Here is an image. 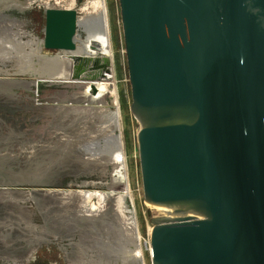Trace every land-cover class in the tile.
<instances>
[{
  "label": "water",
  "instance_id": "water-1",
  "mask_svg": "<svg viewBox=\"0 0 264 264\" xmlns=\"http://www.w3.org/2000/svg\"><path fill=\"white\" fill-rule=\"evenodd\" d=\"M118 1L143 201L176 216L150 264H264V0ZM43 17L40 50L74 51L77 12Z\"/></svg>",
  "mask_w": 264,
  "mask_h": 264
},
{
  "label": "rangeland",
  "instance_id": "rangeland-1",
  "mask_svg": "<svg viewBox=\"0 0 264 264\" xmlns=\"http://www.w3.org/2000/svg\"><path fill=\"white\" fill-rule=\"evenodd\" d=\"M91 1L95 0H74L73 7L83 15L81 8ZM101 1L107 37L91 45L106 53H74L75 73L54 81L43 77L46 66L32 54L54 57L58 51L40 50V42L29 40L43 38L44 2L56 8L61 5L56 0L33 1L21 8L13 1L0 3V16L16 18L18 29L27 34L15 40L14 30L11 37L0 39V264H102L109 254L110 259L120 254L129 242L120 219L121 196L132 212L123 217L136 229L142 262L150 264L142 239L158 215L143 201L136 142L140 124L129 110L131 91L119 1ZM79 35L82 40L81 30ZM104 57L111 60L114 77L104 74L110 63L94 66L96 59ZM96 69H103V82L78 81ZM110 117L119 138H114L111 151L117 146L118 154L110 159V151L100 160L74 152L77 137L94 136ZM101 144V140L92 141L95 150ZM121 154L126 183L112 188L109 165L122 168ZM86 191H96L101 198L87 201L78 196L77 192ZM83 203L100 212H94L96 216L85 212ZM87 215H93L92 220Z\"/></svg>",
  "mask_w": 264,
  "mask_h": 264
},
{
  "label": "flooded vegetation",
  "instance_id": "flooded-vegetation-1",
  "mask_svg": "<svg viewBox=\"0 0 264 264\" xmlns=\"http://www.w3.org/2000/svg\"><path fill=\"white\" fill-rule=\"evenodd\" d=\"M8 1H13L16 4L17 8L18 7L21 8L23 6H26L29 3H33V1H40V0H30L29 2L28 1L23 2L19 0H0V3L3 5V4H6ZM42 1L44 2L45 0H42ZM56 2L59 5H61V8L76 10V8L73 7L74 0H56ZM46 6H47L46 2H44V7ZM81 11L83 15L80 14L79 10L77 12L78 13V37H80L79 30H81L83 33L82 41L88 44H91L92 41H95L97 39H105L107 37L108 27L105 21L102 1L95 0L91 2H86L81 8ZM3 16H0V39H4L5 36L11 37L12 34L10 33L13 32L14 30H15L14 31L15 40L20 39L21 37H24L27 35L26 33H23L18 29L19 23L16 18L11 19L6 15H3ZM2 35H4V37ZM32 41L41 42L39 39H36L34 37H31V39L29 40V43H33ZM76 48L78 50L75 51V53H89L90 54V50L88 49H83L82 47H78V45H76ZM86 50L88 51L86 52ZM29 52L33 53L31 50ZM5 53H9V52H5ZM105 123H106L105 128L103 127L104 129H100L99 127L98 131L94 132L95 134L94 136L87 137L84 140L82 138L77 137L78 141L72 144L74 152H78L80 154H88L91 157H99L98 159L100 160H102V158L103 159L106 158L105 157L106 154L109 153L111 149L113 148L112 144L115 142L114 138H116L117 140H119V138L115 134V130L117 129L116 122L110 117V120ZM95 140H101L103 142V144H101V146L98 149L96 148V150L92 146V141L94 142ZM113 154L114 155L118 154V151L116 153L110 152V159L113 156ZM124 160H125V157L122 155L123 164H124ZM104 163L105 162H103L102 164ZM109 166L112 167V171L111 173H109V177L111 179V187L115 188V187L123 186L126 183L125 164L120 169L117 165L110 164ZM78 193H80L79 195L82 196L83 199L87 201L91 197L101 198V194H99L96 191H86L83 193L82 192H78ZM113 193H114L113 191L110 192V197H111V194ZM108 196L109 194L103 195V200L106 201ZM119 199H120L118 202L119 208L121 207L122 209L126 208L127 213L131 212L130 208L126 204L125 196H121L119 197ZM80 206L81 208H83L85 212L87 211L95 216L96 214L94 212H100L99 210L96 211L93 207L87 209L84 203L81 204ZM122 212L124 214L125 209L122 210ZM122 212L120 213V219L124 221L123 227L126 228V231L129 237V242L125 243L126 247L123 246L124 249L122 250L120 254L113 255L111 259H110V254H109V258L107 257L106 259L102 260V264H143L141 253L134 250L135 247L138 246V243H137L138 237H137L136 229L135 227H133V225H131V229H130V226L127 225V223L125 222L126 219H124L125 217H123L124 215L122 214ZM93 215H87L85 217L90 221L92 220L91 218H93Z\"/></svg>",
  "mask_w": 264,
  "mask_h": 264
},
{
  "label": "bare ground",
  "instance_id": "bare-ground-1",
  "mask_svg": "<svg viewBox=\"0 0 264 264\" xmlns=\"http://www.w3.org/2000/svg\"><path fill=\"white\" fill-rule=\"evenodd\" d=\"M21 1H23V2L28 1L29 2L30 0H21ZM3 17H5V16H3ZM32 45H34V44H32ZM76 45H78V47H82L83 49H88L92 52H100V53H104V54L106 53V50L100 49L98 46H93V45L88 44V43H86L82 40H79V39H78V43ZM77 50L78 49L76 48L74 51H60L54 57L46 56V55H39L37 53H35V54L31 53V54L34 55V57H36L37 61L41 65L46 66L44 68L45 75L48 76L46 78V80L54 81V80H64V79H66V77H70L72 74L75 73V72L72 73L74 71L73 69H75V67H76L75 66V60L76 59L73 56H74L75 51H77ZM80 57H81V55H80ZM79 63H81V61ZM81 66L84 68L86 67L82 64H81ZM106 73H108V74L111 73L113 76V68H112L111 60H110L109 67L106 68V71L104 73L106 75L105 77L109 78L110 75L107 76ZM105 77H104V75H101V77L95 81H102L103 82V80H105ZM111 80H114V78L113 79L111 78ZM116 151H117V146H115V148L111 152L116 153ZM78 196H80V195H78ZM147 207H148V209L154 210L157 213L158 218L170 219V218L176 217V216L172 215V209L171 208L160 207V206H151L149 204H147ZM134 250L141 253L140 248L138 246L135 247Z\"/></svg>",
  "mask_w": 264,
  "mask_h": 264
},
{
  "label": "built area",
  "instance_id": "built-area-1",
  "mask_svg": "<svg viewBox=\"0 0 264 264\" xmlns=\"http://www.w3.org/2000/svg\"><path fill=\"white\" fill-rule=\"evenodd\" d=\"M76 12H77V10H76ZM78 14V13H77ZM149 234L150 233H148L147 234V236L145 237V238H143L142 239V245H143V247H144V251H146V253H148V255H149V257L151 256V248H150V243H149ZM138 241H139V239H138ZM138 243H140V242H138ZM138 245H140V244H138ZM140 248V247H139ZM140 251H141V249H140ZM142 253V252H141Z\"/></svg>",
  "mask_w": 264,
  "mask_h": 264
},
{
  "label": "crops",
  "instance_id": "crops-1",
  "mask_svg": "<svg viewBox=\"0 0 264 264\" xmlns=\"http://www.w3.org/2000/svg\"><path fill=\"white\" fill-rule=\"evenodd\" d=\"M126 207V206H125ZM125 209V212L124 213H127V211H126V208H123L122 209V207L119 209L120 210V213L122 212V210H124ZM122 214H123V212H122Z\"/></svg>",
  "mask_w": 264,
  "mask_h": 264
},
{
  "label": "trees",
  "instance_id": "trees-1",
  "mask_svg": "<svg viewBox=\"0 0 264 264\" xmlns=\"http://www.w3.org/2000/svg\"><path fill=\"white\" fill-rule=\"evenodd\" d=\"M125 222H126V220H125ZM131 229V228H130Z\"/></svg>",
  "mask_w": 264,
  "mask_h": 264
}]
</instances>
